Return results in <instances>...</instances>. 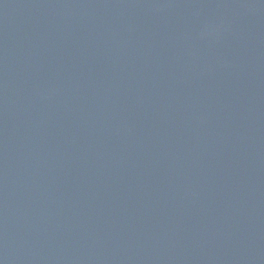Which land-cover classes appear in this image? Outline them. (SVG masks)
I'll list each match as a JSON object with an SVG mask.
<instances>
[{"label": "water", "instance_id": "water-1", "mask_svg": "<svg viewBox=\"0 0 264 264\" xmlns=\"http://www.w3.org/2000/svg\"><path fill=\"white\" fill-rule=\"evenodd\" d=\"M0 264H264V0H0Z\"/></svg>", "mask_w": 264, "mask_h": 264}]
</instances>
